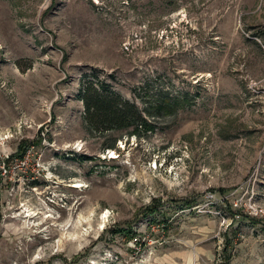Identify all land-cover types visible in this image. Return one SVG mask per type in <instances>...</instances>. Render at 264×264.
I'll return each instance as SVG.
<instances>
[{
  "label": "rangeland",
  "instance_id": "rangeland-1",
  "mask_svg": "<svg viewBox=\"0 0 264 264\" xmlns=\"http://www.w3.org/2000/svg\"><path fill=\"white\" fill-rule=\"evenodd\" d=\"M84 73L150 127L88 132ZM22 142L0 264H264V0H0V165Z\"/></svg>",
  "mask_w": 264,
  "mask_h": 264
},
{
  "label": "trees",
  "instance_id": "trees-1",
  "mask_svg": "<svg viewBox=\"0 0 264 264\" xmlns=\"http://www.w3.org/2000/svg\"><path fill=\"white\" fill-rule=\"evenodd\" d=\"M77 96L83 102V121L85 128L90 133L104 134L111 131L129 129L136 131L150 127V123L143 116L139 106L125 99L105 80H94L89 74L84 73ZM172 106L173 104L169 100H163L157 107L158 109H164L165 107ZM29 145L27 142H22L20 144L22 152L20 150L16 154H12L7 160L13 158L15 155L22 157ZM114 146L115 144H112L109 147L113 148ZM155 212V209L149 211L150 214H154ZM117 232L123 233L125 229L118 230ZM128 232L131 233L132 230L130 229ZM133 233L135 232H132V235Z\"/></svg>",
  "mask_w": 264,
  "mask_h": 264
},
{
  "label": "built area",
  "instance_id": "built-area-1",
  "mask_svg": "<svg viewBox=\"0 0 264 264\" xmlns=\"http://www.w3.org/2000/svg\"><path fill=\"white\" fill-rule=\"evenodd\" d=\"M27 151H28V149L25 151L26 153H27ZM28 153L27 154H25L21 159H17L14 163V166H15V168H16V166L18 165V163H20V164H22V165H26V156L28 157ZM9 157V156H8ZM19 157V156H18ZM17 157V158H18ZM11 160H13V158H11ZM7 161L8 160H4L3 162H2V164L0 165V168L2 169V173L4 174L6 171H7V166H6V163H7ZM14 168V169H15ZM259 212L257 211L255 214H258Z\"/></svg>",
  "mask_w": 264,
  "mask_h": 264
},
{
  "label": "bare ground",
  "instance_id": "bare-ground-1",
  "mask_svg": "<svg viewBox=\"0 0 264 264\" xmlns=\"http://www.w3.org/2000/svg\"><path fill=\"white\" fill-rule=\"evenodd\" d=\"M6 137H7V136H6ZM75 182H76L75 186H82V184H81L79 181H75ZM28 211H29V210H28ZM28 211H27V212H28ZM27 212H26V213H27ZM30 212H31V211H30ZM31 213H32V212H31ZM24 216L27 217V218H30L31 215L27 213V214H25ZM27 218H26V219H27Z\"/></svg>",
  "mask_w": 264,
  "mask_h": 264
}]
</instances>
